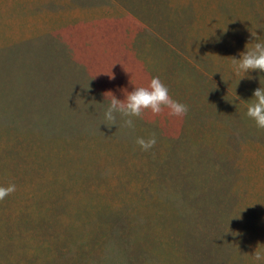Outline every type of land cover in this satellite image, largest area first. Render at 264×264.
Returning <instances> with one entry per match:
<instances>
[{
  "label": "rangeland",
  "instance_id": "rangeland-1",
  "mask_svg": "<svg viewBox=\"0 0 264 264\" xmlns=\"http://www.w3.org/2000/svg\"><path fill=\"white\" fill-rule=\"evenodd\" d=\"M252 32L264 0H0V264H254L264 72H232ZM154 75L185 115L102 122L105 91Z\"/></svg>",
  "mask_w": 264,
  "mask_h": 264
},
{
  "label": "clouds",
  "instance_id": "clouds-1",
  "mask_svg": "<svg viewBox=\"0 0 264 264\" xmlns=\"http://www.w3.org/2000/svg\"><path fill=\"white\" fill-rule=\"evenodd\" d=\"M255 39L249 40L245 44L239 56H232V72L239 76V80L245 76L251 78L252 70L264 72V40L258 38L256 32L251 33ZM251 41V43H249ZM109 78L113 73L106 72ZM131 83L134 87L131 90L121 88L123 98H119L112 90L104 92V99L107 97V107L104 111V122L111 126L116 124L117 114L128 117L125 123L129 127L134 126L132 117H140L146 111L153 114L162 113L165 109L169 116L180 117L187 113L188 105L174 99L168 86L157 75L152 76L147 84ZM251 99L246 104L245 115L255 123L259 129H264V87H257L253 90ZM103 99V100H104ZM157 142L154 135L137 137L136 143L142 150H149ZM16 190L15 183L0 185V200ZM254 258V264H264V250H255L251 254Z\"/></svg>",
  "mask_w": 264,
  "mask_h": 264
}]
</instances>
